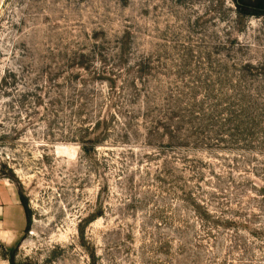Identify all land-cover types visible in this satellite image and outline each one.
I'll use <instances>...</instances> for the list:
<instances>
[{"label":"rangeland","instance_id":"1","mask_svg":"<svg viewBox=\"0 0 264 264\" xmlns=\"http://www.w3.org/2000/svg\"><path fill=\"white\" fill-rule=\"evenodd\" d=\"M237 1L0 0V184L28 218L0 258L264 264V12Z\"/></svg>","mask_w":264,"mask_h":264},{"label":"crops","instance_id":"2","mask_svg":"<svg viewBox=\"0 0 264 264\" xmlns=\"http://www.w3.org/2000/svg\"><path fill=\"white\" fill-rule=\"evenodd\" d=\"M28 218L19 195L9 183L0 184V241L3 244L15 243L27 228ZM0 264H10L0 258Z\"/></svg>","mask_w":264,"mask_h":264},{"label":"trees","instance_id":"3","mask_svg":"<svg viewBox=\"0 0 264 264\" xmlns=\"http://www.w3.org/2000/svg\"><path fill=\"white\" fill-rule=\"evenodd\" d=\"M237 7L241 13L247 12L253 16H258L264 12V0H249L248 2L238 0ZM9 261L11 264H14L13 260L10 259Z\"/></svg>","mask_w":264,"mask_h":264}]
</instances>
